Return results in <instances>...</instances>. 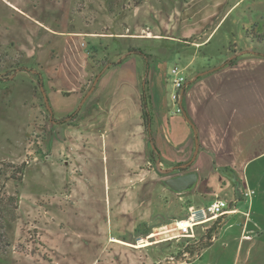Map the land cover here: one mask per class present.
I'll use <instances>...</instances> for the list:
<instances>
[{
    "label": "rangeland",
    "instance_id": "1",
    "mask_svg": "<svg viewBox=\"0 0 264 264\" xmlns=\"http://www.w3.org/2000/svg\"><path fill=\"white\" fill-rule=\"evenodd\" d=\"M180 1L143 0L134 6L133 0H0L1 203L18 194L16 220L9 231L11 245L0 253V264H233L232 249L220 245L223 237L198 256L217 230L211 240L200 227L197 241L186 243L187 238L179 236L174 222L186 217L188 205L196 208L204 198L195 189L181 194L168 189L163 179L171 173L164 171L172 166H162L151 150L141 147L132 158L105 148L108 134L99 133V142L95 133L104 128H89L86 134L83 128H63L55 116L51 122L35 75V70H42L36 44H52L60 38L59 59L66 50L76 55L85 45L89 50V72L83 73L78 64L71 68L74 73L69 70L80 92L88 91L94 73L109 62L107 58L120 57L128 47L166 56L162 63L166 73L173 65L181 67L174 41L154 40L156 45L146 38L105 37L99 44L93 37H84L66 42L71 33H61L126 34L130 30L141 37L149 28L176 33L172 21L158 20L152 13ZM214 57H221V52ZM46 70L55 73L53 65H46ZM50 91L49 87L44 91L47 99ZM170 92L167 82L168 107L173 106ZM98 150L105 155L103 165L101 160L92 163V153ZM83 204L101 208L92 206L96 212L83 213ZM83 220L88 225L83 226ZM4 230L1 227V233Z\"/></svg>",
    "mask_w": 264,
    "mask_h": 264
},
{
    "label": "crops",
    "instance_id": "2",
    "mask_svg": "<svg viewBox=\"0 0 264 264\" xmlns=\"http://www.w3.org/2000/svg\"><path fill=\"white\" fill-rule=\"evenodd\" d=\"M180 2H174L177 7L174 3L170 7L166 4L164 10L152 13L154 17L158 15V20L172 21L176 33L166 28L160 31L149 28L141 37L130 30L126 34L61 33H71L65 37L66 42L70 38L78 42L84 37H93L99 44L105 37L176 42L174 47L187 76L179 99L181 113H173V106H167L168 72L162 68L166 56L128 50L120 57L111 56L94 73L88 91L80 92L81 87L72 84L70 71L79 65L83 73L89 72V50L87 45L77 50L78 55L74 50H66L59 59L56 52L62 44L60 38L52 44L50 41L36 44L44 87L46 92L48 87L51 89L48 99L52 114L56 118L74 114L72 120L61 124L63 128H83L86 134L89 128H104L95 132L97 141H101L99 133L108 134L104 147L109 146L125 157L132 158L141 147L151 150L162 166H172V175L196 171L195 193L204 198L203 204L196 208L220 197L234 199L231 206L237 210L218 217L220 228L198 256L223 237L220 245L232 249L233 264L240 260L242 264H264V41L256 37L264 34V0ZM216 52H221V57H214ZM46 65H53L55 73L47 71ZM63 92H67L66 96ZM92 154L95 156L92 163L101 160L103 165L104 153L98 150ZM189 161L187 169L175 168ZM100 176L103 181L104 172ZM234 182H239L238 196L234 193ZM247 189H253L254 194L245 196ZM92 206L83 204L81 211L86 213ZM83 222V226L88 225ZM249 230L256 231V235L243 238Z\"/></svg>",
    "mask_w": 264,
    "mask_h": 264
},
{
    "label": "built area",
    "instance_id": "3",
    "mask_svg": "<svg viewBox=\"0 0 264 264\" xmlns=\"http://www.w3.org/2000/svg\"><path fill=\"white\" fill-rule=\"evenodd\" d=\"M167 76L171 86L170 100L173 104L172 112L181 113L182 107L179 104V99L187 79L185 69L179 65H173L169 69ZM253 194V189H247L246 192H244V195L248 197ZM233 202L234 199L216 197L215 200L205 206H201L199 208L190 207L189 213L185 218L176 220L174 222L176 229L179 231V236L186 237V243L197 241V227H200L201 231L204 233L211 227L212 223L218 217L237 212V210L233 209L231 206ZM183 220H187V222H183ZM256 233L257 232L254 230H249L247 233H245V235H243V238L251 239L253 235H256Z\"/></svg>",
    "mask_w": 264,
    "mask_h": 264
},
{
    "label": "trees",
    "instance_id": "4",
    "mask_svg": "<svg viewBox=\"0 0 264 264\" xmlns=\"http://www.w3.org/2000/svg\"><path fill=\"white\" fill-rule=\"evenodd\" d=\"M143 0H133V5L137 6L139 5ZM111 11V10H110ZM257 40L258 41H264V34L261 35H257ZM129 52L132 51H138L140 52L141 50L138 47H129L127 49ZM115 63V62H113ZM35 75H36V79L37 82L39 84V91L40 94L42 95V91H41V87H43V90L45 89L44 87V76L42 74L41 71L39 70H35ZM96 75H94L95 77ZM45 91V90H44ZM42 99H43V95H42ZM44 102V100H43ZM45 105V102H44ZM46 107V105L44 106ZM47 108V107H46ZM74 117V114L69 115L68 117L65 118H59L56 121L59 122L60 124H62L63 122H67L68 119ZM52 119H54V115L52 113H49V120L53 121ZM153 154V153H152ZM22 166H19L17 168V173H21L22 172ZM6 172V171H5ZM5 174V173H2ZM0 175H1V169H0ZM12 178H15L13 175H11ZM18 179V181L20 180L19 176L16 177ZM18 183V182H17ZM238 183L239 182H234V193L235 195L238 196L239 194V187H238ZM17 192L14 196H8L6 197V201H3V205L1 203V196H0V253L1 252H5L7 247H9L11 245L10 243V234L9 231L12 230L13 228V222L16 220V216H15V210L17 208V200H18V196H17ZM4 200V198L2 199ZM190 206V205H188ZM185 218V217H184ZM182 219V218H181ZM2 221V222H1ZM221 225V221L220 218H218L213 225L207 230V237L211 240V234L213 231H216L220 228ZM1 227H4L5 230L4 232L1 233ZM211 241L209 243H205L204 246H202V248H207L210 245ZM2 245V247H1Z\"/></svg>",
    "mask_w": 264,
    "mask_h": 264
},
{
    "label": "water",
    "instance_id": "5",
    "mask_svg": "<svg viewBox=\"0 0 264 264\" xmlns=\"http://www.w3.org/2000/svg\"><path fill=\"white\" fill-rule=\"evenodd\" d=\"M41 91H42L43 100L46 104V107L49 113H52V110L49 106L48 99L43 90V87H41ZM190 164H191V161L187 162L186 164H182L180 166H175V168L184 170V169H187L190 166ZM172 170L173 168H170V170L168 169V170H165L164 172L171 173ZM197 181H198V174L196 171H187V172L175 174V175L169 174L166 178L163 179L164 185L175 193H183V192L194 190L196 187Z\"/></svg>",
    "mask_w": 264,
    "mask_h": 264
}]
</instances>
